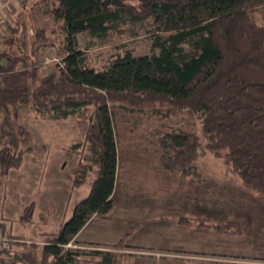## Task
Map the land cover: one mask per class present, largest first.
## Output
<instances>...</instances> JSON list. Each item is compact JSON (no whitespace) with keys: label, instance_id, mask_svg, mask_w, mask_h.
Wrapping results in <instances>:
<instances>
[{"label":"trees","instance_id":"16d2710c","mask_svg":"<svg viewBox=\"0 0 264 264\" xmlns=\"http://www.w3.org/2000/svg\"><path fill=\"white\" fill-rule=\"evenodd\" d=\"M43 2L53 20L50 29L37 27L28 36V24L18 18L7 25V34L0 32L10 41L0 48V168L20 167L30 149V133L18 121L20 109L33 105L58 119L90 111L86 142L91 158L83 176L77 171L81 176L74 186L91 172L96 176L89 195L57 233L46 235L41 246L15 237V246L24 249L1 252V258L10 264H77L84 252L67 246L94 216L114 207L117 120L125 110L159 105L167 115L188 119L183 127L153 133L151 144L166 170L198 176L201 151H212L246 189L264 197V20L258 18L264 0ZM151 18L158 52L136 56L124 50L104 70L87 66L80 34L107 39L122 34L123 25ZM36 44L57 48L56 71L39 74ZM33 214L30 204L21 220L30 222ZM97 253L104 255V264H118L114 254Z\"/></svg>","mask_w":264,"mask_h":264},{"label":"rangeland","instance_id":"374dc122","mask_svg":"<svg viewBox=\"0 0 264 264\" xmlns=\"http://www.w3.org/2000/svg\"><path fill=\"white\" fill-rule=\"evenodd\" d=\"M23 1L0 0V32L7 34V25L18 18L28 24V36L37 27H52L43 0ZM258 18L264 20V7ZM122 28V34L102 40L88 33L78 36L88 67L104 70L124 50L136 56L158 52L153 48L152 18ZM4 41L10 42L0 37V48L6 46ZM35 48L42 63L39 74L56 71L61 60L57 48L38 44ZM89 115L84 111L58 119L33 105L20 109L18 122L30 133V149L20 167L0 168V223L8 235L41 246L43 238L57 233L72 217L75 205L89 195L95 173L74 186L81 176L77 171L83 170V176L91 158L86 142ZM187 122L183 115H167L159 105L119 115L114 207L94 216L67 246L84 252L77 264H104V255L97 252L114 254L118 264H264V197L246 189L215 152L203 149L199 175H185L166 170L152 146L154 132ZM192 124L198 129L196 119ZM30 204L33 218L25 222L21 217Z\"/></svg>","mask_w":264,"mask_h":264},{"label":"built area","instance_id":"2783aa9c","mask_svg":"<svg viewBox=\"0 0 264 264\" xmlns=\"http://www.w3.org/2000/svg\"><path fill=\"white\" fill-rule=\"evenodd\" d=\"M16 239L4 234L0 229V253L12 251L15 247ZM0 264H10L8 260L0 257Z\"/></svg>","mask_w":264,"mask_h":264},{"label":"crops","instance_id":"0c3cea01","mask_svg":"<svg viewBox=\"0 0 264 264\" xmlns=\"http://www.w3.org/2000/svg\"><path fill=\"white\" fill-rule=\"evenodd\" d=\"M86 226H87V225H86ZM84 228H85V227H84ZM79 235H80V234H79ZM79 235L77 236V238L79 237ZM77 238H76V239H77ZM77 242H78V241H77Z\"/></svg>","mask_w":264,"mask_h":264}]
</instances>
